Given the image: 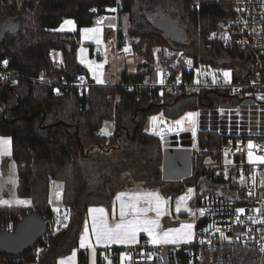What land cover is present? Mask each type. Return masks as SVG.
Instances as JSON below:
<instances>
[{
	"label": "trees",
	"instance_id": "16d2710c",
	"mask_svg": "<svg viewBox=\"0 0 264 264\" xmlns=\"http://www.w3.org/2000/svg\"><path fill=\"white\" fill-rule=\"evenodd\" d=\"M136 1L119 0L121 11L131 14ZM115 2L0 0V27L8 28L5 39L0 41V60L7 59L6 68L14 76L4 84L0 82V136L10 140V159L15 164L18 179L17 194L30 199L31 203L29 208L0 207V230L12 231L31 210L47 218L51 210L48 189L52 180L62 183V204L72 212L70 223L51 238L39 264H55L58 257L76 249L87 208L91 205L109 207L122 190L138 185L169 196L183 191L186 186L199 187L201 176L206 180L212 176L204 170L203 162L207 158L217 160L219 155L212 154V151H218L225 141V136L216 132L198 131L197 145L204 152L195 157L192 174L178 181L162 179V142L158 135L145 131L147 119L155 114L176 119L188 110L217 107L229 95L210 89L173 95L159 88L138 86L149 82L156 61L155 49H158L155 52L158 62L168 65L171 57H165L161 48H178L181 44L162 29L129 32L138 37L131 44L132 51L142 54L145 62L134 74L122 70L115 86L91 84L84 91L70 87L56 93L44 81L72 83L77 74L87 75L77 60L78 31L90 26L95 17L106 13ZM179 2L188 26L198 37L203 55L209 32L223 18L224 0ZM63 18L75 21V33L56 31ZM50 48L61 52L62 65L59 68H53L49 62L47 53ZM183 50L199 60L200 55L196 52ZM39 77L41 81L37 80ZM128 84H134L130 91L126 89ZM107 121L111 122L109 135L101 133ZM213 182L223 184L220 179ZM209 193L214 194L212 190ZM150 249L137 247L138 252ZM218 250V254L224 253L223 264L226 261L231 264H264V257L259 262L252 248L238 246ZM31 256L32 250L17 259L0 255V264H25ZM216 257V250L206 252L205 261L195 264H209L210 259ZM77 262L88 264L85 250L78 249ZM96 264H103L100 254H97Z\"/></svg>",
	"mask_w": 264,
	"mask_h": 264
},
{
	"label": "built area",
	"instance_id": "2783aa9c",
	"mask_svg": "<svg viewBox=\"0 0 264 264\" xmlns=\"http://www.w3.org/2000/svg\"><path fill=\"white\" fill-rule=\"evenodd\" d=\"M115 12L122 10V4L116 0L109 8ZM96 11V8L92 9ZM101 16V15H99ZM205 51L216 56L213 67L203 65L183 50L174 49L167 57H171L168 65H163L161 90L173 95L182 93H199L205 90L226 92L236 97V102L229 110L240 111V105L245 100H251L257 106V120L264 118V0H224V15L218 26L209 32ZM227 57V62L218 60ZM53 68L62 65L61 52L57 48H50L47 53ZM156 57V53L154 54ZM233 64L230 68L225 64ZM210 64V63H205ZM217 64V65H215ZM7 59L0 60V82L6 83L12 72L7 68ZM208 68L213 72V79L206 74L201 78L200 69ZM228 72V78L225 76ZM41 81V78H37ZM53 87L56 93L67 91L70 87H77L79 91L86 90L91 80L83 73L76 75L72 83L58 82L52 79L44 80ZM210 81V82H208ZM114 80L111 85H117ZM134 84L126 85L130 91ZM152 88L149 84H139ZM249 106V105H248ZM247 123L255 118L250 113L251 108L243 109ZM228 119H220L218 113L207 109L203 117V124L207 129L224 132L225 141L212 154H219L217 162L205 163L207 171H214V175H224L236 184L235 194L231 197L213 194H199L194 200V238L191 244L172 245L163 248H153L138 253L137 248L131 254L139 256L147 264H195L203 263L206 252L217 251V257L210 259L209 264H223L224 253L221 248L247 247L255 250L258 261L264 257V136L234 135L235 130ZM264 122V119H263ZM264 126V124H263ZM195 153H201L199 147H193ZM258 158V163L247 162L246 156ZM260 176L263 178L260 181ZM71 209L62 206L58 213L50 210V215L44 218L46 232L32 248L31 260L25 264H39L43 252L49 246L51 238L63 230L71 220ZM38 241V242H39ZM165 252V258L163 254ZM116 250L106 252L108 259H115ZM211 256V255H210ZM219 262H218V261ZM116 264L119 262L116 260ZM225 264H231L226 261Z\"/></svg>",
	"mask_w": 264,
	"mask_h": 264
},
{
	"label": "crops",
	"instance_id": "0c3cea01",
	"mask_svg": "<svg viewBox=\"0 0 264 264\" xmlns=\"http://www.w3.org/2000/svg\"><path fill=\"white\" fill-rule=\"evenodd\" d=\"M155 2V0L144 2L137 0L131 14L123 11L115 12L107 8L106 13L95 17L90 26L79 29L77 60L86 69V76L93 85L108 86L117 80L122 70H126L128 74H134L145 62L142 54L132 51L131 44L136 42L138 37L130 35L129 32L161 29L156 21L171 18L165 15L166 13H162L164 11L159 10ZM125 13L128 14L127 18L124 16ZM76 30V23L71 18H63L56 28V31L62 33H75ZM182 42L178 40V43L182 44ZM107 53L113 54L114 58L111 62L105 63L102 57ZM163 65L160 62L154 63L149 82L145 84L160 89ZM158 66H161L159 79L155 71ZM147 120L149 127L144 129L152 133L150 118ZM105 127V132L101 131V133L111 134V126ZM193 141H195V135ZM10 156V140L8 137L0 136V207L29 208L30 199L17 194L16 168ZM205 162H211V159L207 158ZM3 171H9L13 175L12 192H8L5 181H1ZM57 183L59 181L52 180L48 189V207L54 213H58L64 206L62 204L63 186L61 182ZM54 188L61 200L57 205L50 203V191ZM196 193H200V190H197L195 186H186L183 191L166 196L158 190L134 185L118 192L109 207L89 206L79 233L78 247L69 254L58 257L55 264H77L78 249L87 252L88 264H96L97 254H100L103 264H116V260L119 264H141L143 262L141 258L131 254V250L138 246L160 248L190 244L193 241L195 229L191 198ZM110 248L116 250L115 259L106 257L105 250ZM142 252L143 250H139L138 253Z\"/></svg>",
	"mask_w": 264,
	"mask_h": 264
},
{
	"label": "water",
	"instance_id": "95a60500",
	"mask_svg": "<svg viewBox=\"0 0 264 264\" xmlns=\"http://www.w3.org/2000/svg\"><path fill=\"white\" fill-rule=\"evenodd\" d=\"M156 24L170 37L179 41L185 39V32L175 20L163 18L157 20ZM7 33L8 28L2 25L0 27V41L5 39ZM227 106L228 104H222L221 109L212 110V112L218 113L220 119L225 120L229 118L230 124L235 128L232 132L233 134H238L240 136H264V118H259V122L256 121V114L258 113L256 111L257 106L253 104L251 100H245L240 105V109H242L240 111L233 109L228 111L226 109ZM247 107L252 109L250 113L254 115L255 118L250 124L247 123L243 116V114L246 113L243 109ZM260 108L264 109V106H260ZM205 113L206 109L200 110V119L204 117ZM168 121V119L162 117L159 125L164 146L162 150L161 176L162 179L166 181H177L191 174L193 155L191 149V132L188 130L180 131L179 133L174 131L171 132V128L167 123ZM150 123V131L158 135L157 126L153 118L150 119ZM202 124L203 120H200L199 130L206 129L205 125ZM175 131H177V127H175ZM45 232L46 222L44 218L34 210L29 211L18 221L12 231L0 230V255L14 259L19 258L24 253L32 250Z\"/></svg>",
	"mask_w": 264,
	"mask_h": 264
},
{
	"label": "rangeland",
	"instance_id": "374dc122",
	"mask_svg": "<svg viewBox=\"0 0 264 264\" xmlns=\"http://www.w3.org/2000/svg\"><path fill=\"white\" fill-rule=\"evenodd\" d=\"M155 1H156L155 2L156 7H158L159 10L164 11L162 13H166L165 15H169L171 17V19H173L177 23H179V25L182 26L183 29L185 30L187 38L183 40L182 44H180L178 46V48L180 47L182 49H191L192 51L196 52V54L200 55V58H198L200 62L208 60V54L204 53L205 55L204 54L202 55V53L200 52L201 44L198 40V37H196L194 35L193 30L188 26V20L183 15V12L181 9V3L179 2V0H155ZM141 7H142V3H141ZM134 12H135V14H137L135 9H134ZM124 16L127 18L128 14L125 13ZM135 17L137 18V15ZM152 17H154V16H152ZM174 49H175L174 46H172V48L171 47H164V48H161V52L166 57V56H169L168 53L173 51ZM155 50L157 51V49H155ZM102 58H103V61L105 63H107L108 61L111 62V60H113L114 55L107 53V54L103 55ZM203 58L206 60H203ZM218 60L221 62H227L228 58L223 56V57L218 58ZM203 65H208L209 68L213 67V64L203 63ZM200 70H201L200 71L201 78L204 77L206 74H208V76H210V79L211 80L213 79V76H214L213 72L210 71L208 68H201ZM155 71L157 74V78L158 79H159V77L161 78V66H158L155 69ZM225 76L228 78V72L225 74ZM208 82H210V81H208ZM230 102L234 103V102H236V99L232 98L230 96L229 97L226 96L222 103H230ZM197 111L198 110H196V112ZM185 112L183 114H181L176 119H169V118L164 117L160 114H155L154 116L150 117V119L153 118L155 120V124H156L157 130H158L157 134H160L159 125H160V121H161L162 117L169 120L167 123L171 128V132L174 131V132L179 133L180 131H186V130L194 132L197 129L196 128L197 124H198L197 118H198L199 113H196L195 111H188L189 113L187 111H185ZM165 121H167V120H165ZM103 125H104V127L101 129V131L105 132V130H104L106 128L105 126H111V122L107 121ZM148 127H149V125H148V120H147L145 128H148ZM175 127H177V131H175ZM245 160L247 162H250V163H258L259 162L258 158H253L250 155H247ZM14 171H15V169H14ZM15 177H17L16 174H15ZM12 179H13V175L11 174V172H9V171L4 172L3 171L2 175H1V181H5V186L7 187L8 192H12V189H13V180ZM262 180H263V178L260 176V181H262ZM17 181H18V179H17ZM57 184H60V182ZM228 185H229V183H227V186L220 187V186L212 185L210 182H206V183H201L200 190L201 191L212 190L213 193H215V195L229 196L230 190L227 188ZM60 202H61L60 195L57 196L55 188L52 189L50 191V203L52 205H57V204H60Z\"/></svg>",
	"mask_w": 264,
	"mask_h": 264
},
{
	"label": "bare ground",
	"instance_id": "6f19581e",
	"mask_svg": "<svg viewBox=\"0 0 264 264\" xmlns=\"http://www.w3.org/2000/svg\"><path fill=\"white\" fill-rule=\"evenodd\" d=\"M153 88V87H152ZM253 251V250H252Z\"/></svg>",
	"mask_w": 264,
	"mask_h": 264
}]
</instances>
